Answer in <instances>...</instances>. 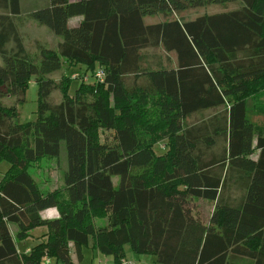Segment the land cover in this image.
Instances as JSON below:
<instances>
[{"label":"trees","instance_id":"trees-1","mask_svg":"<svg viewBox=\"0 0 264 264\" xmlns=\"http://www.w3.org/2000/svg\"><path fill=\"white\" fill-rule=\"evenodd\" d=\"M153 14L164 19L144 22ZM27 15L59 40L31 58L15 24L19 0H0V264H72L69 245L77 260L89 247L127 264L126 244L151 264H264V0H46ZM64 61L100 66L102 81L68 94L72 77L49 76ZM31 77L35 118L20 122L1 98L23 101ZM61 141L62 185L42 192L28 168L57 156ZM197 199L214 203L211 224L191 213ZM47 208L56 217H42ZM39 226L42 239L18 251L14 240Z\"/></svg>","mask_w":264,"mask_h":264},{"label":"rangeland","instance_id":"rangeland-1","mask_svg":"<svg viewBox=\"0 0 264 264\" xmlns=\"http://www.w3.org/2000/svg\"><path fill=\"white\" fill-rule=\"evenodd\" d=\"M46 3V0H19V9L20 16L15 19V24L17 31L21 37L22 45L25 51L31 56L33 59H37V47L39 45L55 48L56 42L59 40V36L51 33L45 26L36 24L35 21L31 20L27 13L33 9L39 8ZM238 6V2H230L222 5L219 4H208L202 7L191 8L184 11L179 12L178 14H172L171 16H176L182 19H190L197 15L201 14H211L220 11H226L228 9H232ZM144 22H156L163 20L164 17L160 14H153L149 16H145ZM76 18L71 21L74 23ZM155 55H160L159 51H152ZM161 56V55H160ZM100 66L95 65L94 68L88 70L84 65L81 64H70L69 62H62L61 67L49 74V76L55 81H59L60 78L70 76L75 73V79L70 81V85L68 87L67 93L72 94V91L77 87L79 82L84 84H91L94 81L93 74L94 71ZM81 77V78H80ZM80 79V80H79ZM51 100L53 102H58L61 99L60 93L57 89L52 90L50 93ZM18 97L5 96L1 98V102L5 106H14L17 118L21 121L33 120L35 118V109H36V85L34 83V78L31 77L29 82H27L24 94L23 101L18 103ZM212 110H206L203 112V115H207L211 113ZM246 116L250 121L262 122V118L256 115L252 109V100H248L246 107ZM198 118V115L193 114L190 117L186 118L187 122H194ZM98 138L100 141L107 139L111 141L112 135L110 131L103 130L102 128L98 129ZM113 142V141H112ZM153 151L156 154H160L165 150V140H159L152 146ZM7 163L5 161H0V177L4 173L7 167ZM66 168V154L64 149V144L61 141L59 144V152L57 156L48 157L44 156L34 163L30 164L28 168V173L35 181L37 187L45 192L47 190H53L56 187L62 185V172ZM117 177H112L113 183L116 182ZM190 210L193 215H196L201 221H209L211 224L209 215L211 212L215 210V205L212 202H207L201 199L194 200L190 203ZM106 223V219L102 218H94L93 224L94 227H98L99 225H104ZM10 230L12 231V235L14 236L15 227L10 224ZM40 229H45L41 226V228H34L31 230V237L34 239L42 236L44 232ZM42 232V233H41ZM24 242H28L27 239ZM17 246L22 247L21 243L17 242ZM124 252V260L127 264H151L153 262L152 256L145 254H134L129 246L126 244L123 247ZM81 257L79 260L75 258V255L70 246V259L72 264H113L112 257L109 255H104L98 252L96 249H91L89 247L81 248ZM51 260V259H50ZM39 264H45L41 261ZM156 264V263H153Z\"/></svg>","mask_w":264,"mask_h":264},{"label":"crops","instance_id":"crops-1","mask_svg":"<svg viewBox=\"0 0 264 264\" xmlns=\"http://www.w3.org/2000/svg\"><path fill=\"white\" fill-rule=\"evenodd\" d=\"M75 18H76V21H74V23H72V22L69 21V25H74V24L78 21V19H79L80 17H75ZM75 18H73L72 21H73ZM40 214H41L42 217H45V218H53V217H56V211H55V209H53V208H47V209H45V210H42V211L40 212ZM12 226H13V225H12ZM36 228H41V226L36 227ZM33 229H34V228H33ZM33 229H31V230H33ZM31 230L29 231L28 236H27L25 239H23V240H21V241H16V240H14L15 248H16L18 251H24V252H26V251L28 250V248H29L32 244H34V243H36V242H38V241H40V240L42 239V236H40V237H38V238H36V239H34L33 237H31ZM40 230H42L43 232H45V229H40ZM41 233H42V232H41ZM27 239H29V244H27L28 242H24V243H23V241H26ZM17 242L21 243L22 247L19 248V247L17 246ZM71 249H72V247H71ZM72 251H73V249H72ZM73 253H74V252H73ZM74 255H75V254H74ZM69 258L72 259L71 256H70V245H69ZM152 260H153V258H152ZM47 264H54V262H53V260H50L49 263H47ZM133 264H134V263H133Z\"/></svg>","mask_w":264,"mask_h":264},{"label":"built area","instance_id":"built-area-1","mask_svg":"<svg viewBox=\"0 0 264 264\" xmlns=\"http://www.w3.org/2000/svg\"><path fill=\"white\" fill-rule=\"evenodd\" d=\"M76 74L73 73L70 75L73 79H75ZM81 78V77H80ZM94 82H101L103 78V73L100 67H98L93 74ZM80 80V79H79ZM43 261L45 264L49 263L50 259L48 257H43Z\"/></svg>","mask_w":264,"mask_h":264}]
</instances>
